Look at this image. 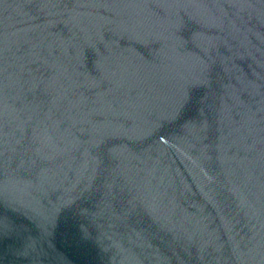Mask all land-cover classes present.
<instances>
[{
	"label": "water",
	"instance_id": "obj_1",
	"mask_svg": "<svg viewBox=\"0 0 264 264\" xmlns=\"http://www.w3.org/2000/svg\"><path fill=\"white\" fill-rule=\"evenodd\" d=\"M0 264H264V0H0Z\"/></svg>",
	"mask_w": 264,
	"mask_h": 264
}]
</instances>
